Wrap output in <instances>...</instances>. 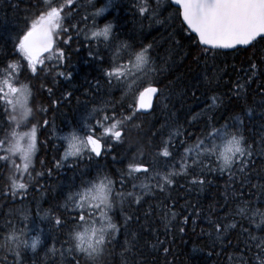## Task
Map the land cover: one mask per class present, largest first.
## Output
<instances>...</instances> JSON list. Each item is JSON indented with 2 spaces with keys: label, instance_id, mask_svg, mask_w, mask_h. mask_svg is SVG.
I'll return each mask as SVG.
<instances>
[{
  "label": "snow or ice",
  "instance_id": "6c2138e0",
  "mask_svg": "<svg viewBox=\"0 0 264 264\" xmlns=\"http://www.w3.org/2000/svg\"><path fill=\"white\" fill-rule=\"evenodd\" d=\"M121 2L122 0H106L103 6L97 7L95 0H87L88 6L94 10L87 15H80L79 21L74 23L82 8L79 0H44V6L38 11L37 18H25L24 28L19 29L12 38L13 50L18 52L20 60L7 61L5 67L0 69V167L11 166L14 170L8 177L9 184L5 195L11 198L19 195L23 198L30 187L29 183L23 181V175L27 174L33 183L45 175L44 171H36L35 177H32L38 151V128H51L56 135L55 123L48 119L29 123V117L35 119L33 109L29 106L34 97L30 79L66 66L65 48L73 41V34L77 38L83 34L90 44L95 42V49L90 48L88 54L100 64L105 63L101 50L111 51L112 54L107 59L108 67L103 69V76L109 85L113 81L123 85L124 97H130L132 102L126 108L124 104H120L118 108L116 103L105 100L91 109L85 108L76 125L66 134L57 136L67 147L64 148L61 158L55 161L56 168H62L69 157L79 161L111 154L116 145L124 143L127 125L140 115L148 114V110H154L153 98L160 99L161 102L166 98L165 90L153 84L158 76L168 70L171 55L165 58L164 63L158 64L153 55V44L134 47L119 39L116 24L112 21L104 23L103 26L96 23L98 17L105 13L110 15L109 9L117 8ZM173 2L178 9L176 14L180 19L181 31L189 33L188 39L198 50L193 62L200 68L201 82L209 90H213L209 97L211 102L202 113L206 116L205 130L189 143L190 136L179 139L186 135L187 130L183 125L177 123L167 126L168 131L160 133V144L150 161H145L142 153L133 157L126 168L120 171L118 181L107 173L98 172L76 192L67 195L60 211L67 212L68 215H58L51 208L41 209L42 220H49L58 229L68 228L67 240L60 242L61 247L57 248L53 241L48 249V254L52 257L59 256L62 262L71 256L69 264H80L78 255L83 253L91 264H98L99 258L104 255L106 248L116 239L121 229L126 230L134 218L139 220V217L125 213L123 224L114 222L112 213L116 207V199L119 198L120 210L123 212L126 201L140 205L145 196H156L158 190L165 194L169 202L162 199L156 205L165 239L161 240L160 235H156L154 248L170 243L167 237L173 229L177 233H185V228L195 223L193 218L207 220V228H201L200 233L212 240L214 245L216 241L222 242L229 230L238 227L235 218L241 216L246 217L248 222L247 228L240 225L247 237L245 249L239 255L228 256L229 264H248L249 260L252 264H264V235L253 234V226L256 232H264V211L259 208L251 209L250 201L245 199L248 189L264 191V184H252L255 165L253 157L257 155V147L245 135V122L255 111L247 105L253 83H257V94L264 98V81L260 79L264 77V47L260 48L259 62L249 57L247 66H244V62H241L240 67L235 64L221 66L216 63L218 58L227 54L223 50L238 52L242 50L238 46H244L243 50H248L264 45V0ZM153 3L155 7L149 0H136L133 6L140 17L147 16L155 19L157 23H164L157 18L160 0H153ZM89 19L91 27L88 26ZM81 24L84 25L83 28L80 27ZM173 41L183 48L181 41L174 36ZM187 55L184 52V56ZM25 72L29 76L28 82L20 79ZM56 75L68 79L72 73L56 71ZM225 75L229 76L228 80L224 79ZM96 84L99 88L100 82L96 81ZM221 85L227 90L214 91ZM193 88L196 86L193 85ZM52 91V88L47 89L50 96ZM192 94L195 95V91ZM71 95L68 92L61 100ZM226 100L243 103L240 110L235 111L225 123L217 127L211 113L223 107ZM60 102L53 99L51 104L59 106ZM261 107L264 109V102ZM38 110L41 115H45L49 108L41 106ZM18 113L20 119H17ZM200 115L196 114L192 119L196 120ZM22 126L28 128V131H19ZM177 143L184 146L182 152L176 149ZM259 153L264 155V137L260 141ZM17 159L20 163H17ZM39 163L43 165L44 161L40 160ZM161 163L169 170L162 171ZM214 172L220 175L227 172L224 198L226 203L238 200L236 208L215 219L212 218L215 209L211 205L206 216H202L197 205L188 201L180 211L175 210L176 201L171 199L170 192L177 178H184L193 188L202 190L211 183L207 176ZM51 173L52 169H47V174ZM137 179L141 180V192L136 191L135 183H131V191H124L126 182ZM153 180L154 184L151 183ZM117 183L119 190L116 188ZM69 204L72 206L71 210L68 208ZM188 209L191 211H187ZM22 215L24 227L18 228L11 221L5 222L3 227L6 234L0 242V247H6L13 254L14 264H23L21 254L24 249L31 247L35 251L41 243L39 235L29 238L28 234L32 231L28 227L30 216L26 213ZM256 217H259L258 221ZM229 218L231 223H228ZM192 230L195 231V228ZM152 231L156 233L158 229L153 227ZM131 235L132 240H125V254L135 248L137 233L132 232ZM65 244L68 247L65 248ZM163 251L167 253L169 248L163 247Z\"/></svg>",
  "mask_w": 264,
  "mask_h": 264
},
{
  "label": "trees",
  "instance_id": "16d2710c",
  "mask_svg": "<svg viewBox=\"0 0 264 264\" xmlns=\"http://www.w3.org/2000/svg\"><path fill=\"white\" fill-rule=\"evenodd\" d=\"M82 2L83 0H79L81 6ZM119 5L123 6L122 4ZM43 6L44 0H0V69L5 67L7 61L16 60L19 62L20 56L18 52L13 50L12 38L19 29L24 28L25 18H37L38 11L42 10ZM170 6L174 12L164 9L163 5L159 6L157 18L164 21V23L161 26H157L154 24L155 21L148 29L141 28L140 24L143 22L140 18L128 15L127 17L121 16V9L117 12L118 16H113L117 24L116 30L118 24L120 25L123 21L126 20L125 25L128 23L122 35L124 36L123 41H127L135 47L137 46V48L141 44H153V55L157 59L158 64L164 63L165 58L169 55H171V60L168 62V70L158 76L154 82L165 90L166 98L163 99V102L157 99L152 112L140 115L138 119L127 125L124 143L116 145L111 154L99 159L96 169H94L96 173H107L117 180L120 171L126 168V165L133 157H138L142 153V158L145 161H150L160 144V133H166L168 131L167 126L177 123L183 125L187 130L183 138L190 136L189 143H192L196 136H199L205 130L206 116L202 113L210 101L209 97L213 94V90H209L201 82L202 73L200 68L193 62V57L197 54L198 50L192 46V42L188 39L189 33L181 31L176 7L171 4ZM83 11L84 9L81 8L79 15L73 21L74 23L79 21L80 15H87ZM111 13L114 15V10ZM135 15L137 16L136 12ZM167 15H169V18H167ZM80 27L83 28L84 26ZM173 36L176 40L181 41L183 45L182 49L174 43ZM76 40L77 37L73 34V41L66 47L67 53H70L71 45ZM81 44L82 42L77 45L81 46ZM261 47H264V45H257L256 49H242L238 52L223 50L227 54L218 58L222 63L217 64L221 66L235 64L240 67L241 62H244V66H247L249 57L259 62ZM184 52H187L188 55L184 56ZM81 53L83 52L81 51ZM82 56L83 54L76 56V62L81 69L78 72H72L74 66L68 64L64 68L56 69L51 73H41L39 77L30 79V85L34 93L31 104L33 116L35 117V119L31 117V123H37L48 118V114L41 115L39 112L38 109L41 106L49 108L52 114L51 121L54 120L55 123V131L59 132L56 128L61 129V127L71 125L73 122L76 125L84 113V109L80 111L83 105L85 104V108L86 105L91 103L93 105L99 104L101 97L104 100L116 103L118 108L120 104H124L126 108L132 102L130 97L125 98L124 94L118 93L119 91L114 87V84L107 85L102 89L94 86L97 74L89 72L91 69L88 68L89 65L83 64ZM45 63L47 64L48 62L46 61ZM56 71H70L72 76L68 79L58 77ZM82 74L83 78H85L84 82L80 78ZM20 79L28 82V73L25 72ZM260 79L264 81V77ZM54 80L55 83H53ZM193 85L196 86L195 89ZM48 88H52L53 90L51 96L47 92ZM99 90L102 91L101 94ZM226 90L221 85V87L214 91L224 92ZM193 91H195V95L192 94ZM68 92L72 93L71 97L61 100V97L66 96ZM249 92L247 105L255 111L245 122V135L249 142L257 147V155L253 157L255 165L252 172V184H264V155L259 153L260 141L264 137V109L261 107L264 98L257 94V83L251 85ZM53 98L61 101L59 106L54 107L51 104ZM242 103L226 100L223 107L211 113L217 127L225 123L235 111L240 110ZM196 114L201 115L196 120H193L192 117ZM52 132L51 128H40L39 130V142L46 141V143H39L38 145L39 151L35 160V171H32V177H35L36 171H44L45 175L35 180L34 183L28 177L27 182L30 184V187L23 198L18 195L14 199L9 195H5L6 187L9 184V169L7 167H0V242L3 241V237L6 234V229L3 227L5 222L11 221L18 228H22L24 227L22 219V214L24 213L29 216H41L43 215V212L40 211L41 209L46 210L51 208L59 214L61 212L60 208L64 205L66 197L69 194L68 192L73 190L77 185L75 178L78 179L80 184H83L87 181V178L95 177H90L91 172L86 167V171L85 168L79 167L75 171H68L65 177L55 180L54 177L58 174V171L55 169V161L59 160L62 143L58 138L53 136ZM40 160L44 161L43 165L39 163ZM217 163L219 162L217 161ZM86 165L89 168V164ZM99 165H102V167ZM49 168L52 169L51 175L47 174V169ZM160 168L162 171H168L163 166V163H161ZM207 180L211 183L201 190L193 188L186 179L177 178V182L172 185L170 192L171 199L176 201L175 210L180 211L185 202L188 201L191 204L197 205L201 210L202 216H206L211 205L215 209L212 213V218L215 219L217 216H224L230 209L236 208V205L239 204L238 200L226 203L224 198L227 172L224 175H220L218 172L210 173L207 176ZM140 182L141 180L139 179L126 182L124 190L131 191V183L139 185ZM59 183H67L71 188L66 190L67 192H63L60 189ZM139 189L138 187L136 191L141 190ZM162 199L165 202H169L165 194H161L157 190L156 196H145L140 205H134L130 200L127 201L125 205L129 208V215L139 217V220L134 218L129 223V231L124 228L121 229L120 236H117L108 245L104 255L99 258L100 264H125V262L127 264H229L228 256L239 255L245 249L247 237L243 234L240 225L242 224L243 228H247L248 222L246 217L242 218L241 216H236L235 218L238 227L235 230H229L226 238L217 244L213 245V242L210 240L207 242V237L200 233L201 228H207V220L193 218L195 219V223L187 226L185 233H177L173 229L167 237L170 243L154 248L156 235H160L161 240L165 239V236L162 235L163 227L158 220L159 209L156 208L157 203ZM245 199L250 201L251 209L259 208L261 211H264V191H259L255 188L248 189ZM150 206H152L151 211H149ZM68 207H72L71 204ZM187 211H191V209ZM145 213H148V215L145 216ZM256 219L258 221L259 217H256ZM231 222L232 220L229 218L228 223ZM118 224H123V220ZM28 227L32 229L31 233L35 237L37 235L40 236L41 243L38 244V248L35 251H29L31 247L22 251L23 264L56 263L58 261L57 257H52L48 254V251H45L43 257L41 253L43 249H49L53 241L56 242V247L61 244L60 242L66 238L68 229L66 231V228L58 229L51 227V225L47 228L41 227L38 224L35 229L31 225ZM153 227L157 228L158 232L154 233L152 231ZM193 228H195V231L192 230ZM254 228L255 226H253L254 235H264V232H256ZM132 232L137 233V239L134 241L135 248L132 252L125 254V240L133 239ZM65 246L68 245L65 244ZM163 247L169 248V251L165 253ZM78 258L80 259V264H90L91 262L84 257L83 253H80ZM0 264H14L13 254L6 247H0ZM248 264H252L251 260L248 261Z\"/></svg>",
  "mask_w": 264,
  "mask_h": 264
},
{
  "label": "rangeland",
  "instance_id": "374dc122",
  "mask_svg": "<svg viewBox=\"0 0 264 264\" xmlns=\"http://www.w3.org/2000/svg\"><path fill=\"white\" fill-rule=\"evenodd\" d=\"M95 1H98V0H95ZM100 1V7L101 6H103L105 3H106V0H99ZM129 1H131L129 4L130 5H134L135 4V1L134 0H129ZM120 6V5H119ZM119 6L117 7V8H110L109 9V12L111 13L112 12V10H114V16L116 15V16H118L117 15V12L119 11ZM82 8L84 9V11H83V13H85V14H88V13H90V12H92L94 9H92L91 7H89L88 6V3L87 2H85L84 3V5L82 6ZM134 11L136 12V9H135V7H134ZM136 14H137V12H136ZM112 15V13L109 15L108 13H105L104 14V16H101V17H98L97 18V20H96V23L97 24H99L100 26H103V24L104 23H107L108 21H112L114 24H116V22L114 21V20H112L111 18H109V16H111ZM105 17H107V19H105ZM137 18H140L141 20H142V22L143 23H141L140 25H141V28H143V29H148V27H150L151 26V24L152 23H154L156 20L155 19H150V18H148L147 16H145V17H140L139 15H137L136 16ZM172 17H174V15H172ZM167 18H169V15H167ZM125 22H126V20L125 21H123L120 25L118 24V26H117V33L119 34V39L120 40H122L123 38H124V36H122L123 35V32H124V28H127V26H128V23L125 25ZM169 23V22H168ZM154 24H156L157 26H161L163 23H157V22H155ZM117 25V24H116ZM88 26L89 27H91V19H89V22H88ZM121 26H122V28H121ZM127 33V32H126ZM80 36H84L83 34H81ZM83 37H81V39H82ZM81 39H79V41H78V43H80V41H81ZM135 47V46H134ZM137 47V46H136ZM105 56L106 57H109L111 54L108 52V50H106L105 52ZM216 63H222L221 62V60H218L217 59V61H216ZM87 64H89V66H88V68H90L91 69V71H89V72H91V74H98V72H99V70H100V68H101V65H100V63L99 62H97L95 59H94V61H90L89 63H87ZM229 72H231V69H229ZM227 77V79L229 78V76L228 75H225L224 76V79ZM80 78H81V81L82 82H84L85 81V78H83V74H82V76H80ZM149 79H151V77L149 78ZM226 79V80H227ZM114 87L119 91L118 93H121V94H124V87L122 86V85H120V84H114ZM111 94L113 95V92L111 91ZM111 98V97H110ZM109 98V99H110ZM100 103L102 102V101H105L104 100V98L103 97H101L100 99ZM211 101H209V103H210ZM100 103L98 104V105H100ZM209 103H207V105L209 104ZM85 105V104H84ZM84 105H83V107L80 109V111H82L83 109H84V111H85V108H88V109H90L91 108V106L93 105V104H89V105H86V107L84 108ZM30 106V105H29ZM17 119H20V114L18 113L17 114ZM74 126V125H73ZM73 126H64L63 127V129L64 130H62V131H65L62 135H64V134H66L68 131H70L71 130V128L73 127ZM23 131H28V128H26L25 130H23ZM179 139H183V137H181V138H179ZM65 147H67V144L65 143ZM183 145H181L180 143H177L176 144V149L179 151V152H182L183 151ZM62 155H63V153H62ZM84 159H86V158H84ZM74 162H76L75 160H73L71 157H69V160L68 161H65L64 162V165L65 164H73ZM17 163H20V160L19 159H17ZM79 165V164H78ZM96 164H94V165H91V166H89V168H90V170L91 171H94V169H96ZM99 166H101L102 167V165H99ZM86 168H88V167H86ZM85 168V171L87 170ZM169 170V169H168ZM95 172V171H94ZM9 175H11V174H9ZM26 174H24L23 175V179H24V176H25ZM138 176L140 175V174H137ZM178 179H180V178H178ZM117 180H119V178H117ZM138 180V179H137ZM24 181V180H23ZM75 182H77V186L75 187V190L73 191V190H71V191H69L68 193H70V192H76L79 188H80V186H81V184H80V182L78 181V179L77 178H75ZM151 183H155V180H153V181H151ZM75 184V183H74ZM136 185H137V188L139 187V185L137 184V183H135ZM59 185H60V189L64 192V191H66V190H68L69 188H71V186L69 185V184H67V183H59ZM117 186L120 188V186H119V184H117ZM140 190V189H139ZM124 191H127V190H124ZM142 190H140V191H138V193L139 192H141ZM67 192V191H66ZM127 203V201L125 202V204ZM123 205V212H121V210H120V208H121V206H120V204H119V198H117L116 199V207H115V209L113 210V219H114V222H116V223H119L121 220H124V214L126 213V214H128L129 215V213H128V211H129V208L126 206V205ZM115 213H117V214H115ZM58 215H61V216H65V215H68V213H66V212H63V211H61ZM42 216V215H41ZM41 216L40 215H36V216H30V220L28 221V225L30 226H32V228L33 229H35L36 228V225L38 224V222H41V221H44V222H47V223H51L49 220H42L41 219ZM23 219V218H22ZM24 223V222H23ZM97 226H99V225H97ZM129 225H128V227H127V230L129 231ZM67 229L68 228H66V231H67ZM29 238H32V236L30 235L29 236ZM65 240H67V236H66V238H65ZM64 240V241H65ZM210 239L209 238H207V242L209 241ZM211 242H213L212 240H210ZM217 243H219V241H216L215 242V244H217ZM61 247V244H59L58 246H57V248H60ZM64 247L66 248V247H68V246H65L64 245ZM45 251H48V249H43V252L41 253V256L43 257V254L45 253ZM109 255V254H108ZM57 258H58V261L55 263V264H69V261H70V257L71 256H68L67 257V259L66 260H64L63 262L60 260V258H59V256H56ZM90 264H91V262H90ZM98 264H100V259L98 260Z\"/></svg>",
  "mask_w": 264,
  "mask_h": 264
},
{
  "label": "flooded vegetation",
  "instance_id": "af4514ba",
  "mask_svg": "<svg viewBox=\"0 0 264 264\" xmlns=\"http://www.w3.org/2000/svg\"><path fill=\"white\" fill-rule=\"evenodd\" d=\"M134 1L136 3V0H134ZM130 2L131 1H129V3ZM129 3H128V0H122V2L120 4H122L123 6H121V5L119 6V9H121L120 15L121 16L123 15V16H126V17H127V15L128 16H133L135 18L136 15H135V11H134V6L133 5H130ZM149 3H152V6L155 7V4L153 3V0H149ZM162 5H163L164 9H166L168 11H173L171 9L170 4L167 3L165 0H160L159 6H162ZM175 13H176V11H175ZM175 13H174V15H175ZM113 16L114 15H111V16H109V18H111L112 20H114L115 17H113ZM176 18H177V16H176ZM81 37H83V36H79V38H77V43H78L79 39H81Z\"/></svg>",
  "mask_w": 264,
  "mask_h": 264
},
{
  "label": "water",
  "instance_id": "95a60500",
  "mask_svg": "<svg viewBox=\"0 0 264 264\" xmlns=\"http://www.w3.org/2000/svg\"><path fill=\"white\" fill-rule=\"evenodd\" d=\"M171 1V3H174L173 2V0H170ZM175 5V4H174ZM238 47H244V46H238ZM153 86H155V87H158V86H156V85H153ZM159 88V87H158ZM154 101H155V98H153V104H154ZM151 110V109H150ZM149 111V110H148Z\"/></svg>",
  "mask_w": 264,
  "mask_h": 264
},
{
  "label": "bare ground",
  "instance_id": "6f19581e",
  "mask_svg": "<svg viewBox=\"0 0 264 264\" xmlns=\"http://www.w3.org/2000/svg\"><path fill=\"white\" fill-rule=\"evenodd\" d=\"M225 51H228V50H225Z\"/></svg>",
  "mask_w": 264,
  "mask_h": 264
}]
</instances>
